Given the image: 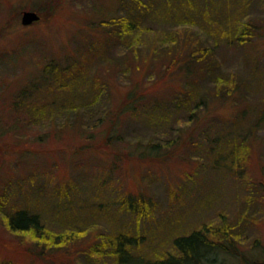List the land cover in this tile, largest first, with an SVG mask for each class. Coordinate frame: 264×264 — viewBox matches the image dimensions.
Instances as JSON below:
<instances>
[{"label":"rangeland","instance_id":"rangeland-1","mask_svg":"<svg viewBox=\"0 0 264 264\" xmlns=\"http://www.w3.org/2000/svg\"><path fill=\"white\" fill-rule=\"evenodd\" d=\"M192 1L194 8L188 6L183 12L199 14L205 0ZM207 1L218 4V13L209 17L212 24H217L221 14L230 17L231 13V20L238 24L255 21L259 35L247 46L229 44L217 34L212 38L210 32H204L201 22L183 23L178 15L158 17L154 23H145L151 29L140 33L142 39L131 47L115 43L90 61L92 84L82 80L77 90L80 96L87 90L85 94L93 101L89 106L67 108L38 121L31 120L27 110L12 106L28 76L53 59L62 64L68 55L88 47L91 37L100 36L99 29L90 27L91 16L108 18L125 12L118 0H0V193L8 189L16 198L22 190L25 196V190L34 188L30 210L42 215L49 230L84 229L83 237L62 248H49L29 235L12 232L0 212L1 260L86 264L82 249L93 244L99 233L112 234L125 226L136 232V221L130 214H122L117 205L125 197H142L150 200L153 212L139 226L144 235L141 254L170 250L172 235L187 233L203 223L225 221L241 241L234 242L238 255L219 250L205 264H264V124L249 137L252 150L247 163L240 159L244 169L240 175L229 172L227 166L212 164L215 161L208 154L210 145L203 134L211 120L214 127H221L246 106L248 118L258 115L264 100V0ZM24 10L38 12L41 19L24 25ZM170 46L176 49L163 55ZM205 48L210 50L208 59L215 57L220 64L217 77L225 74L237 84L244 80L247 84L242 88L241 84L233 98L217 99L211 92L209 107L196 112L199 121H188L187 113L173 111L169 101L191 87L193 74L202 93L220 82L218 78L214 81L215 75L199 70L200 59L191 62L189 78L185 72L189 61L171 64V69L168 65L173 56L182 60L187 52V56L200 57L202 53L193 50ZM92 78L99 79L97 85ZM92 86L99 93L98 100H93ZM131 91L140 98L131 100L123 111ZM154 100L163 108L152 106ZM144 111L153 115L152 120L141 115ZM155 111L164 112L162 118L157 116L158 121ZM239 121L233 126L244 124L243 119ZM169 142L172 146L166 145ZM150 144H160L161 153H151ZM39 184L42 193L36 192ZM66 185L73 189L61 200V192H54ZM41 200L61 202L43 206ZM19 201L14 203L16 207L24 205ZM68 207L75 215L62 218ZM112 259L110 255L99 257L97 264H111Z\"/></svg>","mask_w":264,"mask_h":264},{"label":"trees","instance_id":"trees-1","mask_svg":"<svg viewBox=\"0 0 264 264\" xmlns=\"http://www.w3.org/2000/svg\"><path fill=\"white\" fill-rule=\"evenodd\" d=\"M118 1L124 9L125 13L123 15H115L108 18L105 16L100 18H98V16L90 17V27L93 29H99L97 32L99 31L98 34H100V36L98 35V37L93 38V40L91 37L88 47L78 51L77 54L68 55L67 60L62 62V64L61 61L53 59L40 68L38 72L28 76V79L25 80L22 88H20L15 96L13 95L14 99L12 106L15 109H23V111L27 110L31 115V120L38 119V121H40V118L48 119L50 115L62 112L67 108L75 110L89 106V103H92L93 101L91 102L88 94H85L87 90H85L84 94L81 96L77 94V90L82 80L86 83H90V86L92 84L90 81L92 64L90 61H95L99 55H103L104 51L114 47L115 43L117 45L118 42L119 44L125 42L126 46L131 47V44L134 41L136 42L142 39V34L140 33L151 29V25L146 26L145 23H154L158 17L166 16L167 18H172L174 15H178L179 21L183 23L196 24L201 22L199 24H201L204 32H210L211 34H209L212 38L217 34L219 37L224 38L229 44L247 46V44H250L252 40L256 38L255 36L259 35L258 30L260 29V26L255 21H242L241 24H238V20H231V18H233L231 13L229 15L230 17L221 14L217 24H212L209 17L212 16L213 13H218V9L216 8L218 7V4L216 2L209 3L205 0L201 7V9H203L200 12L201 14L199 13L195 15L187 10L185 13L183 12V9H188V6H194L192 0H181L179 2L176 0ZM33 8L36 11L41 12V9L38 7ZM186 40L188 39L186 38ZM174 47L175 46H170V48H168L169 50L163 51V55H171V50L176 49ZM193 51L201 52L202 56L197 57L195 54L187 56V52L183 57L179 54V56L182 57V60L173 56L168 65L169 69L172 68L171 64L179 66L181 64L180 61H184L182 63H187V61H189V65L185 71L187 78H189V74L193 73L191 62L200 59L202 66L199 70H206L207 73H211L212 76L215 75L213 79L215 81L218 78L220 85L217 83V87L214 89H211L210 87L206 88L202 93L200 86H198V83L196 82L197 79H195L193 74L191 78L192 80L190 81L191 87L187 89L183 88V92L169 102L173 105V111L182 110L181 112L187 113L188 121L193 120L198 122L199 117L196 112L201 108L204 109L209 107L207 101L209 96L212 95L211 92L214 93L212 96L217 99L223 97L226 99L233 98L236 89H239L241 84H243L241 88L246 86L247 80H244L240 84L238 82L237 84L231 76L224 74L222 77H217L216 71L221 69L220 64L219 62H216L217 60H215V57L208 59L209 55L207 54L210 50L205 48L203 50L196 49ZM163 61L165 60L163 59ZM211 75L209 78L212 77ZM92 79L94 80V84L97 85L99 79ZM230 84H232V89H229ZM92 87L93 89L91 90L95 93V99L93 100H98L99 93L96 92V87L95 91L94 86ZM138 96L139 94H137V92H129L126 98V104L128 107L125 106L123 111L131 106V100L134 102L137 101L140 98ZM89 100L90 102H88ZM160 103V101L154 100V102L152 101V106L162 109V106H158ZM259 106L258 115L255 119L246 116V109L248 108V106H246L244 109L240 110L238 115H236V118L226 122L227 125L226 123H223L221 127H214V122L211 120L210 125L203 130V134L205 135V141L210 145L207 146V149L209 150L208 154L212 155L215 161L212 164L216 167H219L217 164H221L224 165L223 167L225 168L226 166L229 167V172L234 170L236 174H238V172L239 175L243 174L242 172L244 169L241 165L240 159L242 158L245 163L249 160L248 158L251 154L250 151L252 150L249 137L251 134H255L257 132L256 130H259L264 124V100ZM155 112H153L154 114H157L154 115L155 120L158 121L157 116L159 115V117L162 118L164 112ZM165 114L169 115V111ZM141 115H143V117H149L151 120L153 118L150 117L153 115H150L148 111L141 112ZM241 119H243L244 124L242 123L238 128L233 126L239 125V120ZM247 121L248 124H246ZM230 125H232V127ZM210 129H213L214 132L210 133ZM189 143L193 144L194 141H189ZM150 145H152L151 153H161L162 147L160 144ZM166 145L172 146V142L166 143ZM222 160H224V163H222ZM39 187L40 184L38 185L36 192L42 193ZM60 188V186L57 187L54 193L56 195L57 192H61V200V196L68 195L66 192L68 189H73L71 185H66L63 188ZM33 189L28 188L25 190V196L23 195L22 190L21 195L16 198H12L13 194L8 189L2 190L0 193L1 220L7 228L12 232L14 231L23 235H29L36 240L37 243H44V245L49 248H62L67 245V243L84 236V229H79L77 227L62 232H53L49 230L47 224L43 223L42 215L39 212L34 213L30 210L31 208L29 206L32 204L31 197H33ZM19 200H22L24 205L17 204L20 206L16 207L14 203L16 201L20 203ZM61 200L55 203L51 200H47L48 202L46 200H44V202L41 200L40 204L43 206H49L51 203H54L55 206H58ZM85 207L87 208L88 206L85 204ZM92 207L93 206L90 208ZM117 207L122 214H126L128 217L130 214L133 217V220L136 221V232L130 231L128 227L124 225L125 227H121L122 229H120V227L117 228V231L112 234L109 232L99 233L98 239L95 242H92L93 244L89 245L86 249H82L87 260L86 264H89L90 260L93 261L91 264H97V262H99L97 261L99 257H106L109 255L113 258L111 264H205L208 259L207 257L213 253H217L219 250L223 252L225 251L224 253L230 255H238L237 250L234 247V242L236 241L239 243L241 241L239 238L235 239L233 227L225 221L218 225L213 223H203L200 227H195L187 233L172 235V248L170 250L156 249L151 254H141L140 250L143 249L144 246L141 239L144 238V235L139 226H141L142 221L146 220V218L153 212L150 200L142 197L132 200L125 197L124 200L118 203ZM69 211L70 208L68 207V210L62 215V218L69 214L75 215L74 213H69ZM55 213L60 217V211ZM127 223L129 225L131 220H128ZM228 244H232L233 247ZM137 252H140L139 254L141 255H135ZM0 264L16 263L11 259H0Z\"/></svg>","mask_w":264,"mask_h":264},{"label":"water","instance_id":"water-1","mask_svg":"<svg viewBox=\"0 0 264 264\" xmlns=\"http://www.w3.org/2000/svg\"><path fill=\"white\" fill-rule=\"evenodd\" d=\"M41 15L36 12V11H32V10H24L23 14H22V23L24 25H30L34 22H37L41 19L40 17Z\"/></svg>","mask_w":264,"mask_h":264}]
</instances>
